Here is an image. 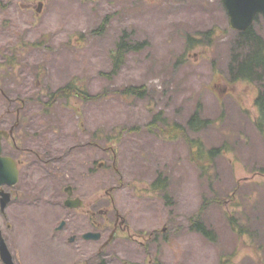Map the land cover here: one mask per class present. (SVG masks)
Returning a JSON list of instances; mask_svg holds the SVG:
<instances>
[{
	"label": "rangeland",
	"instance_id": "obj_1",
	"mask_svg": "<svg viewBox=\"0 0 264 264\" xmlns=\"http://www.w3.org/2000/svg\"><path fill=\"white\" fill-rule=\"evenodd\" d=\"M253 27L264 40L263 14ZM239 33L222 0H0V126L19 111L64 170L12 213L24 264H264V72L232 77ZM64 180L128 236L84 239L96 228L64 206Z\"/></svg>",
	"mask_w": 264,
	"mask_h": 264
},
{
	"label": "flooded vegetation",
	"instance_id": "obj_2",
	"mask_svg": "<svg viewBox=\"0 0 264 264\" xmlns=\"http://www.w3.org/2000/svg\"><path fill=\"white\" fill-rule=\"evenodd\" d=\"M19 113V111L16 113L15 120L8 121L7 119L2 118L0 126V130H3L0 133V159L3 158V161L1 160V163L4 166L3 170L9 174V178L0 183V248L1 245L5 243L14 264L24 263L22 261L23 251L19 248V244L21 243L14 241L7 235V232L13 228V222L11 221L13 211L18 207L30 203V198L32 196L30 195L31 191L38 190L39 192L46 193L47 189L44 188V181L49 178L62 177V172L64 171H62V164H60L59 160L58 162H55L54 160V155L57 152L55 140L35 141L30 138L32 137V134L28 135V138H25L23 134L19 132L22 127ZM36 144H38V146H36ZM13 171H16V173ZM37 180L42 183L43 187L32 189V181ZM68 186H71L69 190L66 189ZM60 187H62L63 192L67 194L65 199L63 198L64 206L87 214L92 226L96 228L82 232V237L84 239H94L92 237H85L86 234H89L90 232L98 233L100 238L103 233H108V237L102 242V246H106L110 244L120 232L121 234H124H122L124 237L128 236L129 227L126 225L125 218L122 217L118 211H115L114 213L113 225H111L112 219L105 218L104 221L100 222L96 218L97 211L90 207L85 201H83V205L78 207H69L66 205V200L80 198V195L76 193L74 185L64 180ZM52 194H55V192ZM3 198H7V202L4 206L2 204ZM99 213L104 217L107 215L106 210H101ZM65 224L66 221L62 228L58 229L57 225L54 227V230L56 232L62 230ZM165 230H167L166 226L163 228V231ZM55 236L56 235L53 237L54 242L57 244L55 245V248L58 251H62V255L65 256V252H63V241H55ZM71 237H73V240H71ZM76 237L77 235L73 234L67 236V239L72 242ZM100 238L96 240H99ZM52 260L58 259L53 256ZM0 264H7L1 256V251Z\"/></svg>",
	"mask_w": 264,
	"mask_h": 264
},
{
	"label": "trees",
	"instance_id": "obj_3",
	"mask_svg": "<svg viewBox=\"0 0 264 264\" xmlns=\"http://www.w3.org/2000/svg\"><path fill=\"white\" fill-rule=\"evenodd\" d=\"M125 38L126 37L124 36L122 37L121 41H119L118 50L114 54V57L117 60L116 63L122 60L124 51L127 50V48L128 49L130 48V45L127 44ZM188 39L190 43L196 40L192 36H188ZM137 46L138 44L134 45L135 48H137ZM234 47H237L238 50L236 52L232 51L233 59H232V63L230 64L232 77L252 80L258 74V78H260L261 76L259 75L258 70L262 69L264 72V40L255 31L253 26L247 28L244 31H240L238 37H236V39L234 40ZM245 47L247 49H245ZM125 92L128 93L135 92V87H129L126 89ZM257 103L259 105V110H260L259 126L263 127L264 126V92L260 93L259 97L257 98ZM208 122H210V120L201 118L198 111H196L190 119V124L196 129H198L199 127H201V125ZM174 125L176 126L177 123ZM215 151L216 149L211 150V152H215ZM164 181L165 180H162L161 178L158 179L160 187H164ZM192 226L201 234L209 238L214 237V231L211 228L207 227V225L200 219V217L193 220Z\"/></svg>",
	"mask_w": 264,
	"mask_h": 264
},
{
	"label": "water",
	"instance_id": "obj_4",
	"mask_svg": "<svg viewBox=\"0 0 264 264\" xmlns=\"http://www.w3.org/2000/svg\"><path fill=\"white\" fill-rule=\"evenodd\" d=\"M227 12L230 16L231 25L238 30H246L254 21V18L257 13H264V0H222ZM3 158L0 159V183L9 178V174L6 173L3 169L4 166L1 163ZM16 173V171H13ZM13 173V174H14ZM71 186H68L66 189L69 190ZM7 195V194H5ZM7 198L2 199L3 206L6 204ZM66 205L70 207H77L83 205V200L80 198L68 199L66 200ZM64 224V221L57 227L61 228ZM87 237L99 238V234H86ZM73 239V237L71 238ZM1 255L7 264H14L11 258V254L4 244L1 245Z\"/></svg>",
	"mask_w": 264,
	"mask_h": 264
}]
</instances>
